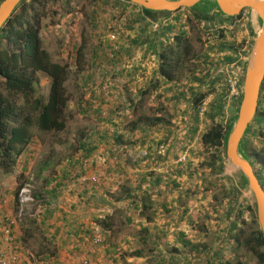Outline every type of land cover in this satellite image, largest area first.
<instances>
[{"label":"crops","instance_id":"1","mask_svg":"<svg viewBox=\"0 0 264 264\" xmlns=\"http://www.w3.org/2000/svg\"><path fill=\"white\" fill-rule=\"evenodd\" d=\"M125 11L134 17L141 14L138 9L131 7H126ZM213 14L214 10H210L207 16L200 17L210 19ZM165 16L154 13L147 16V23L135 22L131 27L121 26L120 30H123L120 32L118 29L116 41L119 52L113 65L107 62L109 60L104 55L109 49L102 51L101 48L98 57H92L91 52L86 59V68L74 72V92L84 94L83 98L79 96L76 100L79 116L80 100L91 99L92 93L98 94L97 99H93L97 106L107 112L104 119L85 114L91 118V124L82 126L80 134L69 140L70 144L74 142L77 146L83 141L92 148L74 149L64 154L58 163V156L55 155L60 153L57 150L36 154L33 144L37 141L34 138L30 147L19 157L14 174L6 178L0 175V198L4 200L0 210L8 214L14 208V192L19 173L25 177L36 175L43 166L42 174L49 176L52 168L61 167L69 157L73 160L85 158L87 165L93 166L87 176H80L68 183V189L63 192L64 202L59 203L57 199L51 203L54 209L52 214H48L47 218L40 216L46 222V231L41 234L44 240L50 238L51 241L46 242L45 247H38L35 263L82 264L80 256L85 255L90 259V264H145L148 259L146 255L131 256L128 253L150 248L153 257L164 256L156 264H188L190 257L187 254L190 251L185 240L197 244L196 235L199 243L203 239L200 231L191 230L192 226L196 225L209 235L217 236L220 228L229 225L225 202H215L213 205L215 188L206 183V180L217 177L223 180L220 176L228 173H208L206 171L210 167L204 166L196 175L198 160L204 154L198 144L204 124L197 117L194 98L205 91L213 92L208 94L211 102L221 96L224 89L219 78L224 77L222 69L229 68L233 72L240 69V74L243 68L242 48L233 53L225 43L236 40V44L243 41L248 44L249 31L237 18L231 20L221 16L225 22L216 21L214 25L207 26L200 23L196 29L198 32L189 40V31L185 26L186 37L195 53L190 57L188 67H184L172 80H167L159 72L157 55L162 46L168 43L162 35V24L171 18L168 21ZM154 22H160L158 28H154ZM215 25L223 30L224 36L220 35ZM238 25L241 26L236 34L234 29ZM80 37L75 38L74 45H81ZM52 51L59 55V45L56 44ZM49 55L52 56L50 52ZM56 58L51 59L56 61ZM88 76L92 77L87 80L89 85L83 86V78ZM118 110L120 114H117ZM48 158L52 159L49 166L44 164ZM123 186L129 187L131 193L138 197L150 195L149 200L156 211L153 222L139 219L133 210L124 213V216L132 215L133 224L136 225L142 220L148 229L151 239L149 243L154 246L150 247L148 243L147 248H130L133 243L141 244L139 238L128 236L131 238L128 246L123 245V241L129 243L128 237L121 236V246L105 239L92 251V247H89L90 238L106 234H103L105 229L94 226L92 220L96 217L104 218L112 210L129 205L127 200L118 203L112 199V196L121 195ZM89 199L91 203L85 204ZM209 214L213 215V219L205 216ZM194 217L203 218L206 224H198L196 219L193 220ZM211 222L216 224L210 228ZM14 231L19 237L21 231L16 223ZM106 232L110 233V230ZM26 253L25 263L31 264L32 253L29 250ZM166 254L170 256L165 257ZM172 256H175L174 259Z\"/></svg>","mask_w":264,"mask_h":264},{"label":"trees","instance_id":"2","mask_svg":"<svg viewBox=\"0 0 264 264\" xmlns=\"http://www.w3.org/2000/svg\"><path fill=\"white\" fill-rule=\"evenodd\" d=\"M1 1L2 0H0V2ZM54 1L56 0H22L13 10L11 16L0 27V175H2L3 178L10 177L14 174L19 157L33 142L35 137L31 131L33 127L41 132L62 131L66 127L65 121L62 120L60 116L67 101L65 86L67 80L66 68L64 65H60L59 62L51 59L48 51L42 47L39 37L41 8L46 6V3ZM212 1L213 8H215L216 3L214 0ZM92 6L93 8L89 15L92 28L90 36L94 42L93 50H91L93 53L92 57H98L99 49L102 48L103 51L106 50L105 48H108L107 54L105 53L104 55L107 58L106 60H109L107 62L113 65V63L116 62V56L119 52V48L116 44L118 29L121 32V30H123H120L121 26L124 27L129 25V27H131L135 22L140 24L147 23L149 21L147 16H152L154 12L143 9L141 6L126 0H92ZM126 7L136 8L141 14L138 17H134L131 13L129 14L125 11ZM187 9L188 8L183 7L167 14L165 19L168 21V18L171 19L169 22L162 24V35L164 34L166 38L165 41H168V43L165 42L166 44L162 46V50H160L157 55L159 58V72L167 80H172L184 67H188L187 63H189L190 57L195 53L193 45L186 37L187 30H184L186 23L191 24L195 21L192 26L199 28L200 23L207 26L214 25L216 21L220 23L226 21L217 13H214L210 19H205V17L202 18L196 14L186 16L183 11ZM244 12H246V16L249 17L250 10L245 8L238 15L229 18L231 20L238 19ZM163 21L165 22L166 20ZM215 26L220 32V35L224 36L223 30H221L218 25ZM247 29L249 31L250 40L248 44H245V41H243L241 44L237 45L236 40L227 41L225 43L233 53L238 52L240 48L246 45V50L242 54L243 59L241 62L243 63H245L250 52L254 37L251 25L248 24ZM110 34H113L115 38L111 39ZM96 68L98 70L97 64ZM41 74L45 76L44 78L47 79V82L50 84L46 91L38 88L41 81ZM91 78V76L83 78V86L89 85L87 80H91ZM93 78L95 79V77ZM219 78L222 87H224L222 94L220 97L216 98L215 101L209 102L202 116L199 115L198 109L204 98H206L209 93L213 92H200L194 98L197 117L204 124V127L199 133L198 144L199 147L202 148V151L207 153V158L201 165L210 167L213 174L224 172L226 166L225 141L232 127L233 120L237 117L238 105L241 98L240 94L237 101L233 103L235 109L233 120L229 119V114L225 108L228 89L227 80L224 79L223 76ZM83 96L84 94H80L81 98H83ZM97 96L98 94L92 93L91 99H84L83 101L85 102L80 100L78 108L81 115H95L97 119H104L107 112L97 106V103L93 100L97 99ZM87 115H85V117L88 118ZM206 117L209 121H207ZM262 123H264V78L260 87L257 112L253 120L249 123L240 140L239 146L240 152L250 161L260 184L264 187V143L258 145L253 144L254 139H259L264 142L263 134L257 132V128L255 127V124L261 125ZM79 144V147L75 145V150L78 148L83 150L92 148L88 146V143L86 144L83 141ZM56 154L55 156H58L56 161L59 163V160L62 159V155L59 156L60 154ZM65 158L63 159L65 160ZM80 160H73L72 157H69L68 160L67 158L66 162L64 161L61 167L56 169L52 168L48 174L49 176L42 174L41 170L43 166H41L36 175L32 177H25L23 174L17 176V186L14 192V208L12 213L8 214L1 213L0 210V221L2 220V222H5L6 218L13 221L11 224L12 234L15 235L19 246L18 251L22 257L26 255L27 247H29L34 232L42 233L46 231L44 226L46 222H43L41 217L44 215L47 218L48 214L54 212L51 203L57 199L59 203L64 202L63 192L68 189V183L76 180L80 176H87L91 171L93 166L87 165L85 162L87 160L85 158H81ZM51 162L52 159L48 158L44 164L49 166L52 164ZM53 167L56 166L53 164ZM221 177L225 183H227V187L225 188L226 193L221 198L215 197L213 205L215 202L218 204L225 202L227 206L225 210H227L229 225L220 228V232L217 236H214V234L212 235L219 240L220 245L227 244L229 241V243H232L234 250L237 251L239 248L243 249L252 255L255 261L250 263V261H245L242 256L238 258H223L217 250L213 251L212 258L218 261L217 264H264V236L256 221L254 209L252 205L247 202V199H239L240 186L238 181L234 180L233 177L228 174H224ZM239 178L240 182H245L241 174ZM22 187H27L29 189L28 194L32 200L28 203L33 206H31L30 209L23 208V213L20 215L18 214L20 206L19 190ZM71 190L72 189H70V191ZM120 191L121 195L118 197L112 196V199L118 203L127 200L129 205L125 208H118L116 211L121 212V209H123L122 212H129L133 210L134 214L139 219L144 218L146 222H153L156 211L152 208L149 200L150 195L146 194L142 197H138L133 195L130 188L127 186H123ZM79 198L81 199V197ZM3 203L4 200H0V207ZM90 203L91 199L85 201V204ZM131 216L132 215L124 216V219L129 224L120 232L121 236L126 238L128 236H137L141 244L142 242L149 243L151 239L148 235V229L143 225L144 223L142 220H140L137 225L135 223L133 224ZM247 217H249V220L246 219ZM92 221L94 226L98 225L100 229L103 228L106 231L111 230L112 223L109 221L108 215L104 218L96 217ZM18 222L21 231L19 237H17L14 231V225ZM245 224L249 226H247V230L244 229L246 228L244 226ZM30 226L31 229L27 228ZM2 227L3 223L0 222V233ZM105 233L107 236L105 239L110 240L108 232ZM43 238L45 237L43 236ZM50 241V238H46L43 243L45 244ZM103 241L105 240H101L99 243L90 245L89 247H92L93 251L94 247ZM128 242H130V240ZM185 243L188 244L189 250L194 252V255H198L201 246L205 249L207 248V245L202 242L194 244L189 240H185ZM143 250H145V253ZM150 250L151 249L136 250L128 253V255H146L150 253ZM207 250L211 251L212 249L208 248ZM35 255H37L36 251ZM158 257L159 256H157V258ZM174 257L175 256H172L173 259ZM154 259H156V257H154ZM158 259L162 260L164 256ZM88 260V264H90V259L88 258Z\"/></svg>","mask_w":264,"mask_h":264},{"label":"rangeland","instance_id":"3","mask_svg":"<svg viewBox=\"0 0 264 264\" xmlns=\"http://www.w3.org/2000/svg\"><path fill=\"white\" fill-rule=\"evenodd\" d=\"M92 8H93L92 0H63V1L56 0L54 2L46 3V6L41 8V17H40V23H39V37L41 39V45L48 51V53L50 52V54H52L51 56L52 59L53 57H57L55 59L56 62H59L60 65H64L66 68L65 70L67 72V80L65 82V86H66L67 101H66V105L64 106L60 114L61 119L64 120L66 124V127L64 128V130L41 132L34 127L31 129L32 134L35 135L34 138L37 141V143L33 144V149H35V152L37 155L38 154L40 155L42 152H46V154H48V153L53 152V150H57L62 156L64 154L67 155V153L72 151L71 149H75V145H76V143L74 142L70 144L69 140H71L74 137H77L80 134V131L82 130V126L91 124V122H89L91 118L89 117L87 118L83 114L79 116L77 112L76 100L77 98H79L81 93L74 92V88L72 87V82L75 80L73 76L74 72L80 69H84L88 66V61H86V59L91 54V48L94 45L92 37L90 36V34L92 33L91 32L92 28H91V21L89 19V15H90ZM214 9L215 8H213L212 0H202L201 2L197 3L193 8L183 11V13L186 16H191V14L192 15L196 14L199 16L200 15L206 16L209 14V10L213 11ZM238 21L244 24V26L246 27L248 26V24L251 25L253 28L252 30L254 34L255 32L258 31L260 27V19L253 11H250L249 17L248 16L244 17V15H241V17L238 18ZM194 22L195 21H193L191 24L186 23V27L189 31L188 32L189 40H192L194 34L198 32V30H196L198 28H196L195 26H192V24L194 25ZM61 26L63 27V29H61ZM240 26L238 25L234 29V33L237 34V32L240 29ZM80 35H81L80 37L81 45L80 46L76 44L74 45L76 41L75 38H77ZM56 44L59 45V51H58L59 55H56L57 53L52 51ZM70 56H73V58L70 59ZM247 58H246V61H247ZM57 59L59 60L57 61ZM245 63H244V67H245ZM242 73H243V70H242ZM40 77H41V81H40L41 84L39 83L38 88L43 91L48 90L47 87L50 85L49 82H47V79L44 78L45 76H43V74H41ZM226 110L229 114V119L233 120V114L235 111L234 104L230 103L226 107ZM119 111L120 110L117 111V114H120L118 113ZM234 122L235 120H233L232 125L234 124ZM255 127L257 128L256 129L257 132H261V134H263V137H264V123H262L261 125L255 124ZM263 143L264 142L260 141L259 139H254L253 141L254 145L263 144ZM206 158H207L206 152L200 155V158L198 160L199 166H197L198 168H197L196 175H199V172L202 170L201 167L204 168V165H201V163H203L204 160H206ZM226 167L227 165L225 166L224 171H226L228 175L232 176L234 180L238 181V184L240 186L239 199L245 198L247 199V202L251 204V195H250V191L248 187L245 185L244 181H241V182L239 181L240 173L232 169L226 170ZM208 170L209 171H206V172L212 173L210 168ZM19 175L20 173L17 176ZM32 176H34V174H31V177ZM220 178L222 177L220 176ZM206 183L208 186H211V187L213 186L215 188L214 192L216 194L215 195L216 198H221L223 194L226 193L225 188H226L227 183H225V181L221 179H218V177L214 179L212 178L211 180H206ZM31 206L33 205L30 203L24 204V208H27V209H30ZM129 212H133V211L131 210ZM124 213L126 212L122 213L116 210H112V213L106 214L109 216V221L112 223L110 233H108V235L110 236V240H107V241H111V243H114V244L119 243L120 246L122 245V242L119 241L121 237L120 232L123 231L129 224L123 218ZM205 216H208L207 218L213 219L212 214L205 215ZM248 218L249 217H247L246 219ZM195 219L197 220L198 224L200 223L206 224L203 218L194 217L193 220ZM16 224L19 225V222ZM210 224L211 225L209 227L211 228V226L215 225L216 222H211ZM244 226L246 227L244 229L247 230L248 224H245ZM27 228L31 229V226ZM191 230H193V232L200 231L199 234L203 236L202 237L203 239L201 242L205 243L207 245V248L205 249L201 246L198 255H194V252L190 251L188 247V251H190V253L188 252L187 254L190 257V261L188 264H217L218 261L212 258V253L214 250H217L220 256L223 258H227V257H231V258L237 257L238 258L242 256L245 259V261H250V263H253L255 261L254 257L250 255L248 252L244 251L243 249L239 248V250L237 251L234 250L232 243H229V241L227 242V244L225 243L223 245H220L219 240H217L214 237L215 234L214 236L209 235L207 231H204L202 228L197 227L196 225L192 226ZM191 230L190 232L193 233ZM105 232L106 230L103 232V234H105ZM100 237H101V240H105L102 234H100ZM197 237L198 236L196 235L195 242H197L198 244L199 237L198 238ZM128 239L131 242V238L128 237ZM43 242H44L43 235L41 233L34 232V235L31 237L29 247H27L28 249L23 247L29 250L30 253H32L31 264H37L35 263V251L40 246L45 247V244ZM92 242H93V239L91 240L90 238V243L92 244ZM123 242H124L123 245H128V246L130 245V242L128 244H125L126 243L125 241ZM147 246H148V243L142 242V244H139V245L136 243H133V245L130 246V248L132 247L134 249H139L141 247L147 248ZM149 246L153 247L154 245L149 243ZM208 248L212 250L211 251L207 250ZM27 254L28 253H26V255ZM146 256L148 259L146 260L145 264H156L158 262L157 261L158 258L154 259L153 254L148 253L146 254ZM168 256L170 255L166 254L165 257H168ZM176 261L178 260L176 259Z\"/></svg>","mask_w":264,"mask_h":264},{"label":"water","instance_id":"4","mask_svg":"<svg viewBox=\"0 0 264 264\" xmlns=\"http://www.w3.org/2000/svg\"><path fill=\"white\" fill-rule=\"evenodd\" d=\"M165 16L180 8H192L201 0H126ZM22 0H2L0 2V27L11 16L13 10ZM214 13L223 17L238 15L248 8L260 19V27L254 34L253 43L248 54L241 77V98L237 117L225 141L226 170L238 171L245 180L251 195V205L256 221L264 236V187L260 184L250 161L240 152L242 139L249 123L253 120L260 95V87L264 78V0H214Z\"/></svg>","mask_w":264,"mask_h":264},{"label":"built area","instance_id":"5","mask_svg":"<svg viewBox=\"0 0 264 264\" xmlns=\"http://www.w3.org/2000/svg\"><path fill=\"white\" fill-rule=\"evenodd\" d=\"M243 15L245 17L246 12H244ZM153 26L154 28H158L159 23L154 22ZM110 38L114 39L115 36L113 34H110ZM244 50H246V45L242 47L241 51L244 52ZM243 67H244V63H243ZM239 70L240 69H238L236 72H233L232 70L229 71V68L227 69L224 68L221 70V72L224 73V79L227 80V87H228L227 96H226L227 101L225 104V108L230 103H235L238 97H240L241 77H242L243 68L241 69L240 74H239ZM210 101H211L210 96L204 98L203 102L201 103V106L198 109L199 110L198 113L200 116H202L204 109H206ZM92 180H95V177H92ZM28 192L29 189L27 187H22L19 190L20 206H19L18 214L20 215L23 213L24 204L32 200ZM5 220H6L5 222H2V220L0 221L1 223H3V227L0 233V264H25L24 258L19 254L18 251L19 246L16 241L15 235L12 234L11 224L13 223V221H11L9 218H6ZM100 241H101V237L96 236L93 238V242L91 245L93 244L95 245ZM80 261L84 264L89 263V260L85 255L80 256Z\"/></svg>","mask_w":264,"mask_h":264},{"label":"clouds","instance_id":"6","mask_svg":"<svg viewBox=\"0 0 264 264\" xmlns=\"http://www.w3.org/2000/svg\"><path fill=\"white\" fill-rule=\"evenodd\" d=\"M247 17V16H246ZM246 62V61H245ZM0 200H2L1 198H0ZM96 237V236H95ZM24 258V257H23ZM24 261H25V259H24ZM26 264V263H25Z\"/></svg>","mask_w":264,"mask_h":264}]
</instances>
